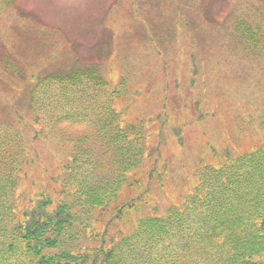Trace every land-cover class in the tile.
I'll list each match as a JSON object with an SVG mask.
<instances>
[{"label":"rangeland","instance_id":"obj_1","mask_svg":"<svg viewBox=\"0 0 264 264\" xmlns=\"http://www.w3.org/2000/svg\"><path fill=\"white\" fill-rule=\"evenodd\" d=\"M244 20L264 33V1L0 0V145L12 144L17 160L24 145L30 148L10 202L22 207L25 188L26 195L49 189L58 196L53 178L67 172L76 152L69 141L106 116L112 91L119 119L139 127L136 145L158 150L129 174L118 200L102 210L81 209L75 238L63 242L64 249L99 245L88 230L108 229V241L114 234L122 238L139 217L180 205L207 167L264 150V41L243 38ZM104 45L107 89L84 94L46 81L36 88L31 110L25 87L39 71L64 54L82 64ZM15 68L23 69V78ZM36 114L40 130L32 127ZM72 181L63 176L65 184ZM0 210V217L7 212ZM0 239V264L4 256L12 264H33L27 254L12 256L8 239ZM256 260L264 263V254Z\"/></svg>","mask_w":264,"mask_h":264},{"label":"trees","instance_id":"obj_2","mask_svg":"<svg viewBox=\"0 0 264 264\" xmlns=\"http://www.w3.org/2000/svg\"><path fill=\"white\" fill-rule=\"evenodd\" d=\"M239 28L245 30V40L255 45L264 41L262 28L252 22L244 20ZM103 48L100 55L82 60V64L64 54L57 64L52 62L47 70L39 71L35 82L25 87L30 92L31 110L35 112L33 106L38 102L36 88L46 81L59 84L65 91L82 89L84 94L107 89L109 81L101 64L109 50L105 45ZM18 69L17 76L23 70ZM112 92L106 116L97 117L91 132L69 141L76 152L70 155L67 172L53 178L59 185L57 197L49 189L26 195L25 188V204L11 203L16 178H21L30 148L24 145L17 160L12 144L0 145V207L7 211L0 217V238L8 239V252L12 256L27 254L33 264H264L256 260L264 254L263 149L220 168L207 167L200 172L195 191L180 205L164 211L155 208L153 213L139 217L135 229L122 238L114 234L108 241V229L102 233L88 230L89 238L101 240L99 245L79 250L62 248L63 242L75 238L81 209L83 213L102 210L118 200L121 190L130 185L129 174L143 165V158H152L158 150L136 145L139 127L119 119L113 100L116 92ZM80 118L72 116L74 121ZM83 119L87 120L86 113ZM32 120V127L40 130L42 118L36 114ZM78 165L80 178L76 176ZM110 173L114 175L108 176ZM66 174L74 182L65 184ZM145 194L139 196L140 201L145 200ZM121 215L119 210L116 218ZM2 264L12 263L4 256Z\"/></svg>","mask_w":264,"mask_h":264}]
</instances>
